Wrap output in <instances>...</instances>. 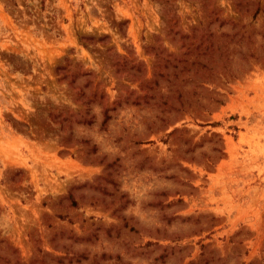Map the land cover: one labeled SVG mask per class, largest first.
I'll return each instance as SVG.
<instances>
[{"label": "rangeland", "instance_id": "1", "mask_svg": "<svg viewBox=\"0 0 264 264\" xmlns=\"http://www.w3.org/2000/svg\"><path fill=\"white\" fill-rule=\"evenodd\" d=\"M0 264H264V0H0Z\"/></svg>", "mask_w": 264, "mask_h": 264}]
</instances>
